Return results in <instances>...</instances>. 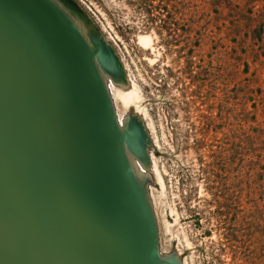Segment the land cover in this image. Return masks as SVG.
I'll return each mask as SVG.
<instances>
[{"label":"rangeland","instance_id":"1","mask_svg":"<svg viewBox=\"0 0 264 264\" xmlns=\"http://www.w3.org/2000/svg\"><path fill=\"white\" fill-rule=\"evenodd\" d=\"M71 1L136 94L124 110L107 82L119 125L135 115L150 137L136 172L161 257L264 264V0Z\"/></svg>","mask_w":264,"mask_h":264},{"label":"water","instance_id":"2","mask_svg":"<svg viewBox=\"0 0 264 264\" xmlns=\"http://www.w3.org/2000/svg\"><path fill=\"white\" fill-rule=\"evenodd\" d=\"M72 5L0 0V264H182L136 172L148 132L109 94L124 69Z\"/></svg>","mask_w":264,"mask_h":264},{"label":"bare ground","instance_id":"3","mask_svg":"<svg viewBox=\"0 0 264 264\" xmlns=\"http://www.w3.org/2000/svg\"><path fill=\"white\" fill-rule=\"evenodd\" d=\"M140 42H142L143 44H147L148 41L144 38H140ZM114 92L117 102L124 110H128L130 105L133 104L136 100V94L132 88L131 83L127 84V86L125 84H120Z\"/></svg>","mask_w":264,"mask_h":264}]
</instances>
